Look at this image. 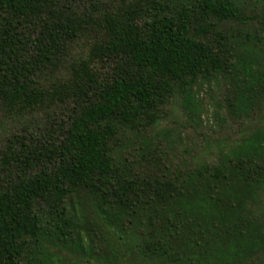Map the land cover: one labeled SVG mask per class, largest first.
<instances>
[{
  "label": "trees",
  "instance_id": "16d2710c",
  "mask_svg": "<svg viewBox=\"0 0 264 264\" xmlns=\"http://www.w3.org/2000/svg\"><path fill=\"white\" fill-rule=\"evenodd\" d=\"M101 2L0 0V115L27 120L0 149V264H255L264 125L193 166L147 132L176 93L195 121L218 78L236 117L263 107L264 18L245 0Z\"/></svg>",
  "mask_w": 264,
  "mask_h": 264
},
{
  "label": "rangeland",
  "instance_id": "374dc122",
  "mask_svg": "<svg viewBox=\"0 0 264 264\" xmlns=\"http://www.w3.org/2000/svg\"><path fill=\"white\" fill-rule=\"evenodd\" d=\"M120 1L102 0L101 6L109 8ZM245 8L251 18L250 23L260 27L259 20L264 18V0H245ZM86 49L87 44L82 42L76 45L74 53L81 54ZM261 50L264 53V37ZM194 93L193 105L199 111L195 121L188 116L182 96L176 93L162 109L158 123L147 132L151 140L160 142L158 146L162 151H167L166 141H171L172 158L177 164L193 166L202 162H215L238 140L264 125V106L256 108L257 112H253L251 118H238L233 114L235 93L223 78H218L216 82L201 83ZM42 119H45V114ZM26 123L27 120L6 119L0 115V149L6 138L21 130ZM63 259L69 264L68 256ZM255 264H264V253L255 260Z\"/></svg>",
  "mask_w": 264,
  "mask_h": 264
}]
</instances>
